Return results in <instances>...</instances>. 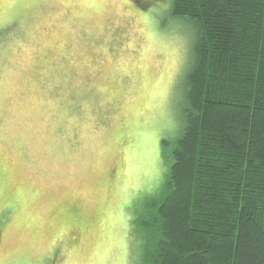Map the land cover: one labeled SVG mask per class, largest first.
<instances>
[{"label": "rangeland", "instance_id": "obj_1", "mask_svg": "<svg viewBox=\"0 0 264 264\" xmlns=\"http://www.w3.org/2000/svg\"><path fill=\"white\" fill-rule=\"evenodd\" d=\"M169 3L0 0V264H142L195 37Z\"/></svg>", "mask_w": 264, "mask_h": 264}, {"label": "trees", "instance_id": "obj_2", "mask_svg": "<svg viewBox=\"0 0 264 264\" xmlns=\"http://www.w3.org/2000/svg\"><path fill=\"white\" fill-rule=\"evenodd\" d=\"M169 5L195 37L181 134L140 218L141 263L264 264V0Z\"/></svg>", "mask_w": 264, "mask_h": 264}]
</instances>
